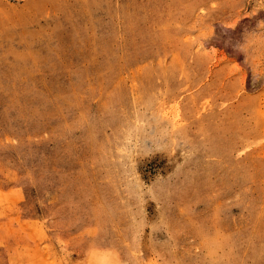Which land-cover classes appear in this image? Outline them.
I'll use <instances>...</instances> for the list:
<instances>
[{"label": "rangeland", "instance_id": "obj_1", "mask_svg": "<svg viewBox=\"0 0 264 264\" xmlns=\"http://www.w3.org/2000/svg\"><path fill=\"white\" fill-rule=\"evenodd\" d=\"M0 264H264V0H0Z\"/></svg>", "mask_w": 264, "mask_h": 264}]
</instances>
